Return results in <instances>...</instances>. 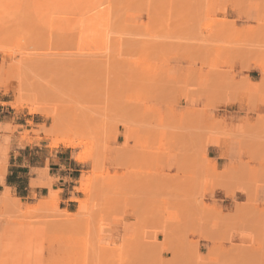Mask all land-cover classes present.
<instances>
[{
    "label": "rangeland",
    "instance_id": "rangeland-1",
    "mask_svg": "<svg viewBox=\"0 0 264 264\" xmlns=\"http://www.w3.org/2000/svg\"><path fill=\"white\" fill-rule=\"evenodd\" d=\"M1 90L0 264H264V0H0Z\"/></svg>",
    "mask_w": 264,
    "mask_h": 264
},
{
    "label": "crops",
    "instance_id": "crops-1",
    "mask_svg": "<svg viewBox=\"0 0 264 264\" xmlns=\"http://www.w3.org/2000/svg\"><path fill=\"white\" fill-rule=\"evenodd\" d=\"M10 92L5 90L0 91V126L14 125L19 127H25L28 122L25 119V114L20 112H13L9 104L12 100L8 99ZM24 119V120H23ZM22 130L18 129L17 133H14L10 140L11 150L9 152L6 170L3 175H0V193L4 192L7 188L10 189V193L16 197L22 199L30 197L32 194H37L46 187H33L31 181L38 179V170H44L45 165L36 160L37 153L29 152L32 146L29 144H21L20 139ZM1 133V132H0ZM52 167H49L48 177L56 178V174L53 172ZM60 178H68L70 176L58 175ZM56 183L52 184V189L55 190Z\"/></svg>",
    "mask_w": 264,
    "mask_h": 264
},
{
    "label": "bare ground",
    "instance_id": "bare-ground-1",
    "mask_svg": "<svg viewBox=\"0 0 264 264\" xmlns=\"http://www.w3.org/2000/svg\"><path fill=\"white\" fill-rule=\"evenodd\" d=\"M213 141H215V140H213ZM213 141H212V142H209V144L211 143V144H213V145H218L219 142L215 141V143H213ZM58 143L66 144L67 147H73V146H75V144H76L75 142H66V141H62V142L59 141V142H58V141H57V142H55V145L57 146ZM244 192H245V191H244Z\"/></svg>",
    "mask_w": 264,
    "mask_h": 264
}]
</instances>
